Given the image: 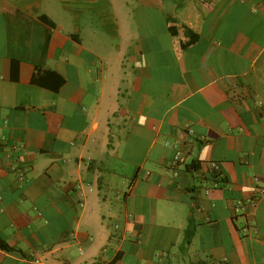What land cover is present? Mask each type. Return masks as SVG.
Listing matches in <instances>:
<instances>
[{
    "label": "crops",
    "instance_id": "obj_1",
    "mask_svg": "<svg viewBox=\"0 0 264 264\" xmlns=\"http://www.w3.org/2000/svg\"><path fill=\"white\" fill-rule=\"evenodd\" d=\"M262 185L264 0H0V264H264Z\"/></svg>",
    "mask_w": 264,
    "mask_h": 264
},
{
    "label": "built area",
    "instance_id": "obj_2",
    "mask_svg": "<svg viewBox=\"0 0 264 264\" xmlns=\"http://www.w3.org/2000/svg\"><path fill=\"white\" fill-rule=\"evenodd\" d=\"M183 161V157L180 155L179 152H176L175 155L173 156L172 160H171V164L173 166H176L177 164L181 163ZM212 168L214 170H218V166L216 164H212ZM255 194L252 196L251 200L249 201L250 205H253L256 203V201L258 200V198L264 196V185L262 186H257L255 189ZM206 193H209V190L206 191ZM243 206V203L241 201H237L234 210L237 212L239 210H241Z\"/></svg>",
    "mask_w": 264,
    "mask_h": 264
},
{
    "label": "trees",
    "instance_id": "obj_3",
    "mask_svg": "<svg viewBox=\"0 0 264 264\" xmlns=\"http://www.w3.org/2000/svg\"><path fill=\"white\" fill-rule=\"evenodd\" d=\"M47 74L57 78V83L52 87V89H56V87H58V85H60L62 83V79L54 72H48ZM33 82L38 84V85H44V83H42L40 78H35L33 80ZM0 247L3 248V249H6V246L4 244H2V243H0Z\"/></svg>",
    "mask_w": 264,
    "mask_h": 264
}]
</instances>
